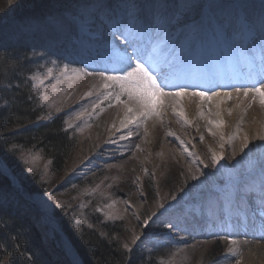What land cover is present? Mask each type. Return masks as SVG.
Returning <instances> with one entry per match:
<instances>
[{
    "label": "rangeland",
    "instance_id": "1",
    "mask_svg": "<svg viewBox=\"0 0 264 264\" xmlns=\"http://www.w3.org/2000/svg\"><path fill=\"white\" fill-rule=\"evenodd\" d=\"M117 2L125 6L124 13L127 17H132L131 14L138 11L143 4L147 8L153 1L118 0ZM155 3L163 6L165 17H157L150 21V30L147 31L152 33L149 34L146 49L150 47L152 50L156 43V46L161 47L158 53L165 50L166 54L172 51L175 45L182 51L181 56H184L196 42L198 43L194 47L205 46L204 50L209 53L221 47H228L226 50H229L236 39H242L243 31L245 33L243 35L249 34L247 27L254 30L256 26H259L264 30V0H156L154 5ZM102 5L104 0H0V13L5 14L4 20L0 23V48L20 45L28 50L33 58L32 74L27 80L32 89L33 98L31 99L43 111V123L58 117L63 120L69 139L75 147L65 171L59 178L51 172V162L44 155L33 151L23 153L21 157L23 166L28 172L41 175L43 183L50 186L51 191L44 196L29 197L23 193V188L18 182V186L14 183L16 197L6 194L0 197V202L15 217L23 221L28 220L36 228L48 255L57 264H77V259L79 260L80 257L56 219V212L63 208L71 211L74 218L86 227L89 226V216L93 214L99 216L105 223L115 224V227L122 231L121 238L118 237L117 240L128 252L136 251L144 254L149 248L152 251L160 248L161 253L156 261L157 264H177L176 258L179 252H185L191 264L222 262L231 246L229 241L233 237L222 235V229L213 218H207L208 222H205L203 216L208 213L206 209L200 208L203 211L201 210L198 218L194 216L191 203L185 202L181 206L178 201V199L181 202L185 200L186 197L183 195L187 194L192 184H197L199 175L198 170L192 167L184 157L185 150L172 148L165 141L167 133L173 135L169 128L166 127L165 132L160 133L151 151L154 159L152 167L148 170L145 159L140 157L133 169L128 165H114L106 168L90 167L88 170L85 168L81 171H70L75 163L78 166L82 164L84 158H80L84 140L89 134L86 132L89 125L99 123L105 110L111 107L121 108L125 103H133L127 101L126 97H121V102L118 104L114 97L119 89L101 79L102 76H118L119 73L96 70L100 64L96 65L98 63L95 61L81 59L86 64L96 65L93 69H87L84 64L76 63L75 55L79 56L78 53L63 50L62 43L66 39L73 38L70 32L65 31L64 25H67L68 29H73V26L81 27L82 35L87 36L86 21L90 15H94L93 10ZM73 8L78 10L73 12ZM108 12L109 14L106 11V17L111 14L110 11ZM72 18H78L79 21H72ZM127 22L136 30L137 23L130 18H127ZM231 27L236 29L235 32L238 31L237 34L235 33L236 38H233L228 31ZM58 32H62L63 35L55 36ZM145 34L148 33L145 32ZM74 40L79 45H83L85 41L82 36L79 40L77 37ZM224 41L230 43V46L223 47L219 44ZM111 45L114 46V44ZM214 45L218 49L213 50ZM246 51L250 52V49L239 50L236 54L240 68L245 64ZM223 57L219 56L217 59ZM100 66L105 69L103 65ZM90 73L98 77L95 88L89 82ZM67 78L77 79L84 89L82 93L69 101L64 100L65 92L69 88ZM195 87L183 89L187 92L205 93L203 91L206 89L205 86ZM180 89L176 87L175 91ZM91 90L95 97L91 94L85 98ZM165 91L173 90L165 89ZM90 97H94L92 105L86 102ZM162 98L164 100H161L157 111L164 113L152 116L151 120L163 122L164 126H167L170 120L180 121L175 115L166 111L167 103L173 108L180 109L177 99L172 96ZM135 106L138 108L137 105ZM241 118L246 121L244 116ZM114 120L115 116L108 119L104 134L108 133ZM41 124L39 122V125ZM186 127L189 128L187 125ZM239 129L245 130L244 127ZM130 137H132L131 133L126 132L119 141H130ZM186 138L191 146L190 152L196 155L195 158L198 159L210 181L205 187L210 190L219 188V184L214 181L209 172L208 158L199 147V142L192 130ZM209 146L212 148L215 144L209 143ZM259 146L264 151V145ZM163 149L168 152L174 150L175 154L171 155L167 162H160L162 167L158 169L156 167L158 157ZM142 166H145V170ZM0 173L14 177L12 171L1 160ZM203 188L202 186L199 190ZM146 189L149 190H147L148 193ZM136 194L141 195V200L135 205L139 213L137 218L131 219L124 205L131 203ZM159 196H166L169 201L160 211H157L156 204ZM260 228L256 229L260 230ZM220 249L222 253L215 258L216 252Z\"/></svg>",
    "mask_w": 264,
    "mask_h": 264
},
{
    "label": "bare ground",
    "instance_id": "2",
    "mask_svg": "<svg viewBox=\"0 0 264 264\" xmlns=\"http://www.w3.org/2000/svg\"><path fill=\"white\" fill-rule=\"evenodd\" d=\"M117 1L104 0V5L93 10L94 15H90L86 21L87 30H85V34L87 32L92 34V31H97L95 32V36L99 37V32L103 28L101 18H106V11L108 14V11H110V17L112 16L115 22L121 25L119 26L121 27L119 31L128 36L134 31H130L131 27L127 22V18L137 23L138 26L136 25V30L138 32L145 33L150 21L157 17H165L163 6L157 3L154 5L156 0H152L153 2H151L147 8L143 4L138 11L132 13L131 15L134 19L124 15L123 11H121L118 6L120 3ZM145 3L147 5V1H145ZM72 10L75 12L78 9L73 8ZM260 17L262 18L261 15ZM72 21H79V19L72 18ZM140 22L141 25L139 26ZM254 24L256 25V23ZM256 27L252 30L251 35L259 36L260 34H264L262 28L259 26ZM72 28L73 29H68V26L64 25L65 31L70 32L73 38L66 39V41L62 43L64 47L63 50L70 53H78L79 56L75 55L76 63L84 64L87 66V69H93V66L99 64L108 65L107 63H109L110 60L101 51L102 48L99 44L97 45L96 42L87 41L89 40V35L83 36L80 31L81 27L73 26ZM84 28H86V26ZM128 31L130 32L128 33ZM235 31L236 29L234 27L229 29L230 35L236 38ZM62 35V32L55 33V36ZM135 35H137V33H135ZM81 36L85 39L83 45L77 44L74 40L75 37L79 40ZM236 41L238 42V39H236ZM197 43L198 42L194 43L192 47L189 48L191 52L187 51L188 57L186 63H184V61H177L175 63V68H177L175 72L174 69L170 71V68L174 64L173 60H176L181 55L180 53H182L180 48H177L175 45H173L172 51H168L169 53L167 52L168 54H165V50L160 52V54H162L160 55L159 62L153 61L154 68L158 73L166 74L168 79L172 78L176 72L182 71L179 65L183 67L188 65V67H186L188 70L182 72L191 79L195 76L203 78L216 75L217 77L220 73L227 75L237 73L239 79L235 78V80L224 84L204 87L206 89L203 91H205L206 95L212 96L211 100H201L198 97L192 96L176 98L180 109L173 108L167 103V113L173 115H175L174 113H179V115L175 116L180 119L178 122L170 120L167 126H164L163 122L160 121L153 122L151 117L154 115L148 118H141L137 122L139 126L122 123V121L127 120L132 115V113L127 112L128 107L133 108L134 113L139 115V110L134 103H125L121 108L111 107L105 110L100 117L99 123L93 126L89 125L86 130L89 134L86 135L84 140L83 153L80 158H84L81 162L82 164L78 166L77 163H75L70 171H81L85 168L88 170L90 167L106 168L114 165H128L129 168L133 169L138 164L140 157L145 159V166L148 170L152 167L154 159L151 151L160 133L165 132L167 127L172 131L173 135L167 133L165 135V141H167V144L172 148L185 150L184 157L191 163L192 167L198 170L199 175L197 184H192L187 191L188 195H183V197H186L185 200L181 202V200L178 199V201H180L181 206L185 202L191 203L194 216L198 218L202 210L200 208L206 209L208 213L211 214L209 216L212 218L215 217L218 224L222 226V235L227 237L231 236L233 238L230 241H235V243L230 244L231 246L225 254V259L216 264H264V217L254 214L249 204V202L252 203V201H254L253 199L264 204V194L262 195L261 192H258V189L256 190V188H261L264 191V167H262L264 163V151H262L259 146L264 145V139H257L258 136H264V106L261 105L259 97L253 100L251 95L247 99L244 98L242 94L239 97L235 95L237 88L241 90L246 87L255 88L264 80V77H262L264 76V47L261 46L260 59L257 62H251L249 59L246 60L244 67L248 75L245 76V73L236 72L233 66L230 69L228 68V70L219 69V65L217 66L216 63L218 60L216 59L215 61V58L207 55L209 52L204 50L206 48L205 46H199V48L194 47ZM135 44L138 46L137 43ZM219 44L223 47L230 45L227 41L220 42ZM154 47L156 52H159L161 49L160 46H156V43ZM201 47L203 49H200ZM139 49L141 52V47ZM209 54L211 55V53ZM143 57L146 58L149 56L145 55ZM171 58L173 60H171ZM81 59H84V61L92 60L99 64H86ZM225 61H229V59H225ZM100 65L96 67V70H104ZM117 66H120L117 69L122 71L118 76H121L120 74L129 70L125 63H117ZM220 77L226 76L222 75ZM88 79L92 87L95 88L94 86L98 77L91 75ZM66 82L69 88L65 92L64 100L69 101L83 92L84 89L81 87L82 85H79L80 83H78L77 79L67 78ZM176 86V84H170L166 90L175 91ZM90 92L95 97L94 92L92 90ZM226 92L233 93L230 99L223 96V93ZM213 93H221V95L213 96ZM94 97H90L86 102H90L92 105ZM161 100L163 101L164 99L161 98ZM229 105H231V107H229ZM163 113V111H157L156 115H162ZM229 113H231V115H229ZM111 116H115L114 123L110 127V130L107 131L108 133L104 134L105 124ZM241 116H244L246 121H244ZM104 119L105 121H103ZM218 124H222L223 126H215ZM186 125L190 129L187 128ZM240 127H244L245 130L240 131ZM190 130L196 135V140L200 145L199 147L208 158L209 172L212 174L214 181L219 184V188L210 190L205 187L210 181L206 177V173L202 170L198 159L195 158L196 155L190 152L191 146L186 138V136L190 134ZM126 132H130L132 135L130 141H119L120 137ZM106 136L108 138H105V140L104 137ZM245 142H247V147H244ZM209 143L215 144V146L211 148ZM172 151L173 152H168L165 149L162 150L156 166L158 169L162 167L160 162H167L168 158L175 154L174 150ZM213 155L216 157L222 156L223 159L214 164L212 159ZM79 161L80 160H78V162ZM145 166H142L144 170ZM202 186L204 188L199 190ZM220 191H222V193ZM140 200L141 195L136 194L131 203H126L124 205L131 219L137 218L139 212L137 211L138 208H135V205ZM168 201V197L159 196L156 210L160 211ZM201 216L203 215L201 214ZM260 220L263 221V226L260 224ZM228 222H235V224L244 222V227L233 231V229H229ZM254 225H258L256 228L262 227L260 230H257L253 228ZM231 231L234 233H231ZM176 261L177 264H191V262L187 260L185 252H179ZM77 264H80L78 259Z\"/></svg>",
    "mask_w": 264,
    "mask_h": 264
},
{
    "label": "trees",
    "instance_id": "3",
    "mask_svg": "<svg viewBox=\"0 0 264 264\" xmlns=\"http://www.w3.org/2000/svg\"><path fill=\"white\" fill-rule=\"evenodd\" d=\"M4 17L0 13V23ZM32 60L28 50L20 45L0 48V160L14 175L12 178L0 173V197L6 194L16 197L15 180L29 197L44 196L51 191L41 175L28 172L23 166L21 157L26 151L44 155L51 162V172L58 178L75 151L63 120L58 117L43 123L44 113L31 99L32 89L27 80L32 74ZM56 213L59 225L84 264H157L160 258V248L154 251L146 248L148 251L144 254L123 249L117 240L122 231L95 214L89 216L86 227L68 209ZM221 253L218 250L215 258ZM0 264H57L48 255L36 228L28 220L15 217L2 202Z\"/></svg>",
    "mask_w": 264,
    "mask_h": 264
},
{
    "label": "snow or ice",
    "instance_id": "4",
    "mask_svg": "<svg viewBox=\"0 0 264 264\" xmlns=\"http://www.w3.org/2000/svg\"><path fill=\"white\" fill-rule=\"evenodd\" d=\"M114 39L119 41L120 45L127 44L128 47H131L130 37L127 34L116 32L114 33ZM124 56L127 57L126 63L128 64L130 70H126L125 73L121 76H102L101 79L105 82H110L115 85L119 92L115 95V100L119 104L121 102V97H126L127 101L133 102L138 106L139 115L134 113L133 108L128 107L127 112L132 113V115L122 123H128L131 125L139 126L137 123L141 118H148L152 115L157 114V108L161 104V98L165 96H172L174 98H181L184 96L198 97L201 100H211L212 96L206 95L204 92H187L183 88L178 91H165L170 83H172L168 76L164 73H158L152 67L147 66L146 62L142 59L145 55H150L151 60L159 62L160 53H157L155 50L151 54L145 52L140 53L136 49H133L129 53L128 48L123 49ZM123 59V58H122ZM139 61V62H135ZM91 75V73H90ZM264 77V76H262ZM108 84H105L107 88ZM89 92L87 96L91 95ZM243 95L244 98H248L250 95L253 100L256 97L260 98V103L264 106V80H262L258 87L255 88H237L235 95L239 97ZM213 96H220L221 93H213ZM233 93L226 92L223 93V96L226 98H231ZM179 115V113H174ZM231 115V113H229ZM211 123V121H210ZM217 127L223 126L222 124L215 125ZM211 134V133H210ZM257 139H264V136H258ZM247 142H245L244 147H247ZM213 163H218L219 160H222L223 157H212ZM51 199V197H49ZM60 207L59 205H56ZM135 241H133L134 243ZM230 244L235 243V241H229Z\"/></svg>",
    "mask_w": 264,
    "mask_h": 264
},
{
    "label": "water",
    "instance_id": "5",
    "mask_svg": "<svg viewBox=\"0 0 264 264\" xmlns=\"http://www.w3.org/2000/svg\"><path fill=\"white\" fill-rule=\"evenodd\" d=\"M19 184H18V181L17 180H15V186H18ZM68 240H70L69 239V237H68ZM71 242V241H70ZM79 262H80V264H84L83 263V260L79 257Z\"/></svg>",
    "mask_w": 264,
    "mask_h": 264
}]
</instances>
